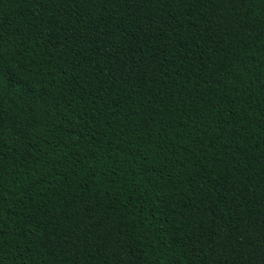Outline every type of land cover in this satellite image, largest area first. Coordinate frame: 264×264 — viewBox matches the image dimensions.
<instances>
[{
  "label": "trees",
  "instance_id": "obj_1",
  "mask_svg": "<svg viewBox=\"0 0 264 264\" xmlns=\"http://www.w3.org/2000/svg\"><path fill=\"white\" fill-rule=\"evenodd\" d=\"M0 264H264V0H0Z\"/></svg>",
  "mask_w": 264,
  "mask_h": 264
}]
</instances>
